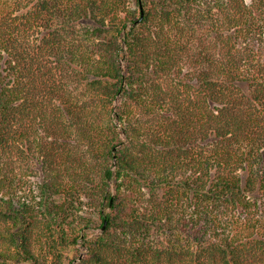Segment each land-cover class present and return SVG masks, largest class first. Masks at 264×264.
Wrapping results in <instances>:
<instances>
[{"label": "trees", "instance_id": "obj_1", "mask_svg": "<svg viewBox=\"0 0 264 264\" xmlns=\"http://www.w3.org/2000/svg\"><path fill=\"white\" fill-rule=\"evenodd\" d=\"M0 264H264V0H0Z\"/></svg>", "mask_w": 264, "mask_h": 264}, {"label": "rangeland", "instance_id": "obj_2", "mask_svg": "<svg viewBox=\"0 0 264 264\" xmlns=\"http://www.w3.org/2000/svg\"><path fill=\"white\" fill-rule=\"evenodd\" d=\"M90 231L93 234H95V233L98 234V233H102L103 232L102 226H96L94 228H91ZM80 246H81L82 250H81L80 254L78 255V257L74 260L75 262L80 261L85 256L86 252L88 251V248L86 246L85 247L83 245H80ZM82 254H83V256L80 258V256ZM72 255L74 256V252H73Z\"/></svg>", "mask_w": 264, "mask_h": 264}, {"label": "water", "instance_id": "obj_3", "mask_svg": "<svg viewBox=\"0 0 264 264\" xmlns=\"http://www.w3.org/2000/svg\"><path fill=\"white\" fill-rule=\"evenodd\" d=\"M138 21H139V20H138ZM138 21H137V22H138ZM137 22H136V23H137ZM106 225H107V220L105 221L104 225L102 226V230L105 229ZM82 256H83V254L80 256V258H81Z\"/></svg>", "mask_w": 264, "mask_h": 264}]
</instances>
